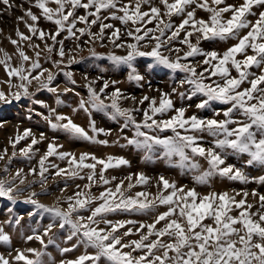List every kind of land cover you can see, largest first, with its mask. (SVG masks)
I'll return each instance as SVG.
<instances>
[{"label":"snow or ice","instance_id":"6c2138e0","mask_svg":"<svg viewBox=\"0 0 264 264\" xmlns=\"http://www.w3.org/2000/svg\"><path fill=\"white\" fill-rule=\"evenodd\" d=\"M31 2L32 0H29V3ZM53 2L55 7H50L46 0H34L35 5L43 10L44 17L57 25L55 32H45L35 23H28L24 16L17 17L18 20L24 21L32 34L38 35L41 40H44L46 36L50 37L53 43L49 44L45 41V47L49 53L58 51L61 57L60 60H52L53 64L64 63L63 40H57L61 31L66 30L73 38L78 32L81 35L87 33L92 38L103 40L105 29L114 28V31L108 34L110 41L115 47L128 49L126 55L110 54V59L115 63L131 65L136 56L153 57L170 69H179L187 73L177 83L189 84L191 87L188 95L190 96L202 93L207 97L197 104V108L206 107L210 101L217 100L230 104L229 107L221 110L222 119L217 118L220 111L215 112L212 117L198 116L196 113L186 116V107L177 108L173 104L170 93L158 90L161 92L159 102L155 96L144 95L139 103L149 101L146 107L126 108L119 103L121 99H126L122 90L115 87L111 91H106L109 88V81L105 80L99 90L94 87L93 81H89L86 84L89 93L87 101L81 98L73 111L83 109L91 117L92 110H100L108 112L113 119L123 117V128L132 127L134 131L133 136H123L127 144L144 149L146 158H151L157 150L168 160H171L174 155H179L178 165L193 171L194 179L199 183H208L214 175L240 181L258 180L264 183V176L250 177L235 165L225 164L226 155L221 154L225 149L230 148L235 153L247 154L249 158L245 161L246 164H258L264 167V0H244L239 5L225 3V0H161L167 14L176 13L184 17L180 24L176 25L175 30L167 36H165V30L173 29V25L170 21L163 22L160 15L161 8L152 5L147 10H141L142 4L150 3V0H136L134 5L132 0H127L126 3L123 0H86V2L85 0H53ZM0 3L7 10H11L14 6L22 7V5H14L12 0H0ZM192 4L206 10L210 14L208 18L197 17L196 8L190 7ZM253 6H258L261 10L256 12ZM77 7L93 9L96 18L89 21L88 16L92 15V12L86 15H74ZM101 9H109L110 16L125 24L130 20L135 24L156 19L159 35H156L152 28H145L141 32V27H136L134 31L129 29L126 32L127 36L133 37L132 41L117 43L120 29L111 24L101 23L99 32H91L90 25L97 23ZM111 9H118L123 12V15H118L117 11H111ZM24 11L31 21L35 22L39 19L31 8H26ZM226 12L230 13L229 17L223 16ZM249 16H255L256 19L250 20ZM78 21L84 22L88 27L77 29ZM159 24L163 26L159 27ZM186 25L188 27H185ZM245 29L247 31L241 34ZM181 30L184 32L183 36L180 35ZM194 33L196 34L195 42L191 39ZM17 35L22 39H31L19 30ZM207 38L237 42L223 52H219L199 46V41ZM164 39H167L169 43L178 40L187 45V48L182 49L177 44H172V47L168 49L169 53L174 51L176 55L170 58V55H163L160 51ZM153 40L155 44L150 51H141V41L147 44ZM12 43L17 44L21 63L12 66L9 63L11 56L7 52L4 53V60H0V63L4 64L9 77L18 78V83L14 84L11 79L5 81L9 85L10 96L8 92L0 88V100L7 102L10 98L18 100L22 96H31L29 88L34 80L38 82V88L59 92V87L53 85L55 74L42 68L39 62L41 52L36 51V59H32L19 48L16 40ZM93 54L96 55L94 51ZM198 54L203 56L202 61L193 63L188 59ZM238 54L241 56L239 59ZM48 59L51 60V55ZM74 59L75 56H70L68 63L71 64ZM28 61L31 63H26ZM200 63L206 67L198 71L197 64ZM229 65L235 68L238 75L231 74ZM253 67L259 71H251ZM45 72L47 76L44 75ZM65 75L71 84L76 83L70 71ZM209 77H219V79L210 80ZM129 78L143 79L138 74H130ZM245 82L247 84L242 87ZM111 84L115 85L117 81H111ZM62 91L67 93L74 89L65 87ZM176 91V88L172 89V92ZM179 95L183 97L185 93L180 92ZM131 98L133 101L136 100L135 96ZM106 100H110V103ZM35 102L44 103L43 101ZM56 102L57 104L64 102L61 95L56 96ZM138 111L143 113V118L139 120L134 114ZM166 113L172 114L163 119L158 118V114L164 116ZM41 115L48 121L51 128L63 130L74 137L103 145L117 143L120 139L118 136L114 141L99 140L97 135H90L89 130L74 122L71 116L58 113L55 108L48 107V115L43 113ZM88 128L94 134L107 135L112 131L97 127L94 119L89 120ZM165 130H171L173 134L165 135L163 134ZM205 132L215 137L212 141L214 147H205L203 143H200L204 140V136L200 133ZM29 136L32 137L30 143L19 151L26 156L29 152H38L39 149H33V145H36L38 140L28 128L23 130L22 135L18 134L15 139H10V143L15 148L19 140ZM40 138L43 139V134ZM55 139L56 137L52 138L53 142L48 143L46 152L39 157L42 189L43 183L46 182L44 173L48 171V167L56 169L53 175L64 174L69 177L79 176L82 167L88 168L90 170L87 175L88 183L83 187L76 185L77 190L71 195L56 198L57 201L66 200L67 209L59 203L52 205L41 203L38 199H34L38 195L35 191L25 197L37 208L51 213L54 219L42 229L41 233L34 230L33 235L26 237L27 240L35 237L43 248L16 249V255L13 257L15 261L23 260L26 264H45L42 257L46 254L48 243H55V239L54 235H49L48 240L45 241L44 235L50 233L53 227L58 226L63 229L67 225L69 234L64 239L71 241L73 237H76V240L69 247H61V253L70 252L80 245H83L86 251L75 259L60 260L56 264H84L85 261L89 264H264V194H259V206L252 211L253 204L247 202L249 195L247 190H242L243 198L239 200L235 199V196H230L227 191L209 192L200 196L195 188L177 186L175 181H169L163 175H160L156 181V193L146 195L145 191H138L133 194L130 190L136 184L143 185L149 181L150 178L145 173H129L125 178L128 180L126 185L125 179L104 175L109 167L128 164L129 161L126 158L109 155L105 160L91 152L80 153L77 157L72 152L56 151L63 146L55 143ZM217 148L220 151H217ZM186 149L191 150V155ZM7 153L8 148L5 147L0 152V159H3ZM53 154L61 160L68 161L69 171L66 172L65 168L51 161H48L46 166L45 162ZM15 155L14 150L12 156ZM197 155L208 161L206 169H201L199 161L195 159ZM89 157L93 163H86ZM97 163L102 165L99 176L96 174ZM4 171L5 177L0 178V196L14 201L21 192L25 191L24 188L18 187V183L24 184L26 177L21 168H17L14 175L9 173L7 166ZM29 171L36 173L37 169L33 167ZM133 176L137 177L135 181L132 179ZM81 178L84 177L81 176ZM111 181L116 183L111 187H104L98 194L91 191L94 183L109 185ZM67 187L68 183L65 180L64 188L60 189L61 193ZM167 189L171 191L165 192ZM252 195H257L255 189L252 190ZM198 196H200L199 203H197ZM96 201L98 203H93ZM158 205H166V210L158 211ZM231 205L239 209L238 214H231ZM82 211L89 214L81 215ZM129 211L145 215L155 213V215L151 218V222L106 218L109 213ZM206 217L211 218L212 223L204 222ZM15 223L18 224L19 219ZM101 223L105 227H100ZM137 224L138 227H127L122 233L119 231L124 228V225ZM157 225L160 226L157 227ZM134 233H139V238L124 239ZM0 241L9 243L11 241V236L2 226H0ZM88 248L94 251L88 252ZM26 252L34 255L30 257L25 254ZM0 264H10L9 258L2 253H0Z\"/></svg>","mask_w":264,"mask_h":264},{"label":"rangeland","instance_id":"374dc122","mask_svg":"<svg viewBox=\"0 0 264 264\" xmlns=\"http://www.w3.org/2000/svg\"><path fill=\"white\" fill-rule=\"evenodd\" d=\"M14 5H22V7L14 6L11 10L5 9V6L0 3V9H5L0 11V60H4V53L7 52L11 56V61L9 63L12 66L19 65L21 63V58L19 51L17 49V44L12 43L13 40H16L19 44V48L24 50L29 57L36 59L35 52L40 51L41 55L39 57V62L44 69L50 70L55 74V79L53 81L54 86L59 87V92H51L45 88H38L37 81H32L30 85L31 96H22L20 99L10 98L9 101L0 100V152L3 151L5 147L8 148V153L4 156L3 159H0V178L5 177V166H7L10 174L14 175L17 168L23 169L25 174V183L18 187L24 188L25 191L21 192L16 200H10L8 197L0 196V226L3 227L4 231L11 236V241L3 242L0 241V253L4 254L9 258L10 264H26L25 261H15L13 257L16 255V249H27V248H43V245L39 240H36L33 237L32 240H27L26 237L33 235V231L41 233L42 229L47 226L50 222L53 221L54 217L51 213L44 211L43 209L37 208L35 205L30 203L25 199L31 195L32 191H35L38 195L34 199H38L41 203L52 205L54 203L61 204L65 209H67V201L61 199L57 201L58 196H67L75 192L76 185H83L88 183L87 175L89 173L88 168L82 167L80 170V175L75 177L65 176L64 174L53 175L56 172L55 168L48 167V171L44 173L46 182L43 183V189L41 187V177L39 176V157L43 155L47 150V145L49 142H53L52 138L56 137L55 143L62 145V148L57 149L56 151H67L72 152L79 157L80 153L91 152L94 153L97 157L107 159L109 155L111 156H123L126 158L128 164H120L115 167H109L105 170L104 175L106 177L116 176L118 179H125L128 177L129 173H139L143 172L150 179L147 183L141 185L136 184L133 189L130 191L135 194L138 191H145L146 195L149 193H156L157 185L156 181L163 175L169 181H175L177 186H186L187 188H195L200 196L206 195L209 192H224L227 191L230 196H235V199L239 200L243 198V191L247 190L249 195L247 197V202L253 204L252 211L259 206V194H264V183L258 180H247L240 181L234 179H228L227 177H221L220 175H214L209 179L208 183H199L194 179V172L183 169L178 165L180 161L179 155H174L171 157V160L166 159L159 150H157L151 158L145 157V150L142 148H137L134 145L127 144L126 140L123 138L124 135L133 136L134 131L132 127L123 128L124 118L117 117L113 119L108 112L100 110H92L91 117L83 110L73 111V109L78 105L81 98L85 101L88 99V89L86 84L89 81L94 82V87L99 90L103 85L105 80L109 81V88L106 91H111L115 87H119L122 90V94L126 99H121L119 103L126 108H138L142 109L146 107L149 101H144L143 104H140L139 101L144 95L155 96L157 97V102H159V97L161 92L158 90H163L168 92L171 95L173 104L179 108L181 106L186 107L185 115H191L196 113L198 116L212 117L215 112L220 111V115L217 118H223V113L221 110L230 106L222 101H210L206 107L197 108V104L201 100L207 99V97L202 93H197L196 95H188L190 91L189 84H178L177 81L183 79L187 73L182 70H173L168 68L166 65L159 63L153 57L149 56H136L132 61L131 65L127 63H115L110 59V54L115 53L116 55H126L128 49L126 47H115V45L110 41L109 35L114 31V28L105 29V35L103 40L99 38H92L87 33L81 35L77 32L75 38L70 37L66 30H63L57 36V40H63L65 57L63 58L64 63L56 65L52 63V60H60L61 57L58 55V51H53L52 53L48 52V49L45 47V41L51 44L50 37L46 36L44 40H41L38 35H33L30 29L26 27V24L22 20H18L17 17L24 16L25 20L28 23H35L39 28L43 29L45 32H55L57 25L54 21L47 20L43 15V10L35 5L34 0L29 3V0H12ZM86 2V0H85ZM127 2V0H123ZM136 0H132L133 5ZM244 0H225V3L239 5L243 3ZM46 3L50 7H55L53 0H46ZM157 6L161 8V17L164 23L171 22L173 29H166L165 36L169 35L172 30H175L176 25H179L183 16L172 13L171 15L167 14L164 11V5L161 3V0H150V3H143L141 10H147L150 6ZM223 6V5H221ZM190 7L196 8V16L208 18L210 15L206 10L196 7L195 4H192ZM31 8L32 11L39 17L35 22L31 21L29 17L26 16L24 9ZM253 10L258 12L261 9L258 6H253ZM111 11H117L118 15H123L122 11L118 9H111ZM92 12V15L88 16L89 21L96 18V14L93 9H85L83 7H77L74 10V15L88 14ZM151 16V13H149ZM224 17H229L230 13H223ZM250 20H255V16H249ZM71 19V17H70ZM111 24L116 28L120 29L119 40L120 41H132L133 37L127 36V30H135L136 27H141V32L145 28H152L156 35H159L158 21L152 19L145 23L140 21L133 23L131 20L127 24L122 22L119 19H116L109 15V9H101L99 18L97 19L96 24L90 25L91 32H99L100 24ZM162 24H159V27H162ZM88 27L84 22H77L76 28ZM185 27H188L187 25ZM17 30L24 32L26 36H30L31 39H22L17 35ZM247 31V29L242 30V33ZM180 35L183 36L184 32L181 30ZM196 34H193L191 38L195 42ZM235 40L223 41L220 39H201L199 41V46L206 49L212 50L215 49L219 52H223L231 44L236 43ZM155 41L151 43H145L144 41L140 42L141 51H150L154 46ZM172 44H177L182 49H186L187 45L180 43L178 40H174L171 43L167 39H164L163 46L160 51L163 55H170V58H174L176 53L173 51L169 53V48L172 47ZM32 45H38L39 47H33ZM59 46L57 45V48ZM93 51L96 55L93 54ZM51 55V60L48 59ZM70 56H75V59L71 64L68 63V58ZM237 58H241L238 54ZM193 63L197 61H202V55H195L194 57H189ZM187 62V61H182ZM26 63H31L28 61ZM206 67L202 63L197 64V70ZM231 74L238 75L234 67L229 65ZM71 72L73 74V79L76 83L71 84L65 75L66 72ZM253 72L259 71L255 67L251 69ZM35 74V73H33ZM86 74V75H85ZM130 74L139 75L143 77L141 80L130 79ZM47 76V72L44 73ZM207 76V73L205 74ZM11 79L12 82L18 83L17 77H9L3 63H0V88H3L5 92L9 93V85L5 82ZM210 80H218L219 77H209ZM111 81H117V84H111ZM245 82L243 86H245ZM68 87L74 89V91H69L64 93L62 90ZM176 88V92H172V89ZM180 92H184L185 95L181 97ZM61 95L62 100L64 101L61 104H57L56 96ZM135 96L136 100L133 101L131 97ZM35 101H43L44 103H36ZM107 103H110V100H106ZM48 107L55 108L58 113H65L68 116H71L74 122L80 124L85 129L89 130L90 135H97L99 140L107 139L109 141H114L119 136L120 139L117 143H109L108 145H103L97 142L89 141L81 137H74L69 135L60 129L51 128L47 120L44 119V116L48 115ZM137 120L143 118L142 112L134 113ZM172 113H166L164 116H159L158 118H166ZM55 117H53L54 119ZM94 119L96 126L104 129H111V133H99L94 134L88 128L89 120ZM25 128L31 129L32 135L35 136L38 140L36 145H33V149H39L38 152H29L26 156L19 151L20 148L25 147L26 144L30 143L31 136L24 137L19 140L15 145V148L10 139H15L18 134L22 135ZM123 128V133L121 129ZM41 134H43V139H41ZM165 135H172L171 130H165ZM204 136V140L200 141L205 147H214L212 141L215 137L210 136L208 133H200ZM16 151V155L13 157L12 152ZM220 151L219 148L216 149ZM187 152L191 155V150L186 149ZM222 155H226L225 164H233L235 167L242 169L245 175L247 176H264V167H261L258 164L248 165L245 161L249 158L247 154L235 153L233 150L225 149ZM11 157V159H9ZM195 159L199 161L201 169H206L208 167V161L204 157L195 156ZM48 161H51L57 164L59 167L65 168V171H69L67 167L68 161L61 160L58 156L53 154L48 157V160L45 162L46 166ZM86 163H93L91 157L87 158ZM36 168L37 172L32 173L29 171L30 168ZM102 165L96 164V174L100 175V170ZM198 174V173H195ZM84 177L83 179L81 178ZM133 181L137 177L133 176ZM67 180L68 187L64 189V192L61 193L60 189L64 188V182ZM116 183V181H111L109 185H103L99 183H94L91 191L98 194L103 190L104 187H111ZM128 183V180L125 179V185ZM255 189L257 192L256 196L252 195V190ZM171 189L165 190L169 192ZM200 196L197 197V203H199ZM150 198V197H149ZM98 203V201L93 202ZM247 205H245L246 207ZM166 205H158V211L166 210ZM239 209L235 205H231V214H238ZM31 213V215H29ZM89 213L82 211L81 215L87 216ZM155 213L142 214L138 212H118V213H109L107 219L111 220H132V221H144L151 222V218ZM19 219V223L15 221ZM204 222L212 223L211 218L205 219ZM163 222H161L162 224ZM100 227H105L103 223L99 225ZM139 225H124V228L119 231L122 233L127 227H138ZM160 225H157L159 227ZM239 226V225H237ZM69 234V226H65L63 229H60L58 226L53 227L51 232L44 235L45 241L48 240L49 235H54L55 243H48L46 248V254L42 257L45 264H56V262L64 259H75L79 255L84 254L86 251L83 245L78 246L76 249L71 250L70 252L61 253V247H69L72 243H75L76 237H73L71 241L64 239ZM139 238V233H134L129 237H124L127 239H137ZM88 252L94 251L92 248L87 249ZM26 255L32 257L33 253H25ZM84 264H89L88 261H85Z\"/></svg>","mask_w":264,"mask_h":264}]
</instances>
